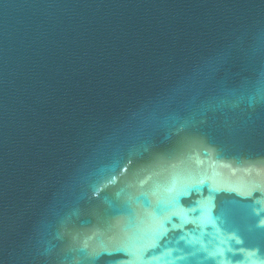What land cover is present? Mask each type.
Wrapping results in <instances>:
<instances>
[{"label":"water","instance_id":"1","mask_svg":"<svg viewBox=\"0 0 264 264\" xmlns=\"http://www.w3.org/2000/svg\"><path fill=\"white\" fill-rule=\"evenodd\" d=\"M0 264H264V0H0Z\"/></svg>","mask_w":264,"mask_h":264}]
</instances>
